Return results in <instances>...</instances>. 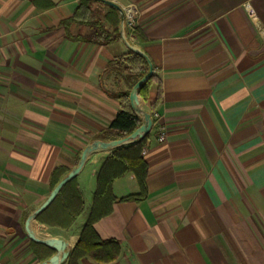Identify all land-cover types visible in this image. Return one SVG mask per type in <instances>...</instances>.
Listing matches in <instances>:
<instances>
[{"label": "crops", "instance_id": "obj_1", "mask_svg": "<svg viewBox=\"0 0 264 264\" xmlns=\"http://www.w3.org/2000/svg\"><path fill=\"white\" fill-rule=\"evenodd\" d=\"M79 1L0 0V264L41 262L27 219L57 185L54 169L74 168L115 117L104 69L130 43L161 78L155 112L168 132L160 140L154 127L142 152L147 196L117 201L95 223L122 244L106 264H264V0H116L136 4L145 42L107 44L84 38L89 25L72 18ZM113 149L92 152L77 175L84 211L68 229L36 217L39 237L78 240ZM113 189L140 192L133 172Z\"/></svg>", "mask_w": 264, "mask_h": 264}, {"label": "trees", "instance_id": "obj_2", "mask_svg": "<svg viewBox=\"0 0 264 264\" xmlns=\"http://www.w3.org/2000/svg\"><path fill=\"white\" fill-rule=\"evenodd\" d=\"M95 3L98 6H94ZM105 10V11H104ZM121 15L119 11L98 0H80L72 16L78 23L89 25L90 30L84 36L86 40L96 44H107L122 37L120 32ZM127 36L133 35L136 42H145L139 25H126ZM149 71V63L145 56L129 51L126 54L110 60L104 69V79L114 80L116 87L108 91L109 95L119 102V109L109 125L97 134V138L112 140L122 138L135 132L143 123V118L131 106L130 92L133 85ZM116 81V82H115ZM127 81L128 86L121 84ZM157 83V97L151 100V85ZM140 96L148 103L153 113L162 99V81L155 71L139 90ZM152 130L136 142L115 147L103 163L97 178V189L88 219L80 232L79 238L68 257L67 264H80L83 258H90L96 263L114 262L122 252V244L116 238H102L95 228V223L110 214L117 201L141 200L148 194L147 176L149 165L144 157L143 148ZM80 156L76 159L78 164ZM72 168L61 164L54 169L53 187ZM133 172L140 186L139 193L117 197L114 193V182ZM85 198L77 176L68 181L55 200L43 211L37 219L51 227L68 229L76 218L84 211ZM35 251L41 261L47 260L54 254V249L42 242L33 241Z\"/></svg>", "mask_w": 264, "mask_h": 264}, {"label": "water", "instance_id": "obj_3", "mask_svg": "<svg viewBox=\"0 0 264 264\" xmlns=\"http://www.w3.org/2000/svg\"><path fill=\"white\" fill-rule=\"evenodd\" d=\"M98 1L111 5L120 12L121 23H122V29H121L122 35L126 38V40H128V36L126 34V24H125L126 16H125V10L122 4H120L116 0H98ZM130 45H131L132 50L145 56L149 63V71L133 85L131 92H130L131 106L138 114L142 116L143 123L139 129H137L135 132H133L132 134L128 136H125L122 138H116L112 140H104L101 138H97L89 142L86 145V147L83 149L78 164L74 168H72L57 183V185L54 187V189L49 194L48 198L28 217L27 222H26V228H27V232L30 238H32L33 240L37 242L45 243L57 251L50 258H48L47 260L41 261L39 264H61L70 256L72 249L75 245L72 246L70 241L65 240L63 238L39 237L31 227L32 220H34L41 211L47 208L55 200V198L58 196L63 186L68 181H70L72 178L76 177L79 174L84 164L86 163L89 155L92 152L99 150V149H109V148L119 147L125 144L136 142L152 130V127H153L152 113L149 109L145 108L142 105V100L139 94V90L154 72V64L151 58L149 57L148 53L143 48L133 43H130Z\"/></svg>", "mask_w": 264, "mask_h": 264}, {"label": "built area", "instance_id": "obj_4", "mask_svg": "<svg viewBox=\"0 0 264 264\" xmlns=\"http://www.w3.org/2000/svg\"><path fill=\"white\" fill-rule=\"evenodd\" d=\"M124 10H125V16H126V20H125V24L128 25L129 27H134L137 25V15H138V7L136 6V4H122ZM246 10L249 12L250 16L252 18H256V13L254 8L251 6V4L249 2H245L244 4ZM129 38H131L132 40H135V37L133 35L129 36ZM152 113V112H151ZM152 117H153V127H157L158 128V135H159V139L160 140H164L167 136V132H168V127L166 126V124L164 123V120L162 118V116L158 113V112H153L152 113ZM147 147L144 146L143 148V153H145Z\"/></svg>", "mask_w": 264, "mask_h": 264}, {"label": "bare ground", "instance_id": "obj_5", "mask_svg": "<svg viewBox=\"0 0 264 264\" xmlns=\"http://www.w3.org/2000/svg\"><path fill=\"white\" fill-rule=\"evenodd\" d=\"M36 228L38 229V230H41V227L39 226H36ZM76 240H77V236H72L71 237V244H72V246H74L75 245V243H76Z\"/></svg>", "mask_w": 264, "mask_h": 264}, {"label": "rangeland", "instance_id": "obj_6", "mask_svg": "<svg viewBox=\"0 0 264 264\" xmlns=\"http://www.w3.org/2000/svg\"><path fill=\"white\" fill-rule=\"evenodd\" d=\"M145 107V106H144ZM145 108H147V107H145ZM148 109V108H147ZM115 148V147H114ZM112 150V149H111ZM84 215H86V213L84 214ZM84 215L83 216H81V221L83 220V218H84Z\"/></svg>", "mask_w": 264, "mask_h": 264}]
</instances>
